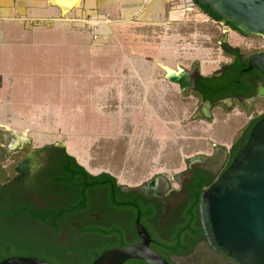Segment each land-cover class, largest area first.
Instances as JSON below:
<instances>
[{"label": "rangeland", "instance_id": "obj_1", "mask_svg": "<svg viewBox=\"0 0 264 264\" xmlns=\"http://www.w3.org/2000/svg\"><path fill=\"white\" fill-rule=\"evenodd\" d=\"M11 28L0 43V163L9 170L12 145L26 136L34 148L65 145L89 173L122 186L174 183L189 160L230 146L248 121L190 120L165 69L197 64L209 74L224 61L219 25L193 0H80L60 20ZM7 109L24 117H5Z\"/></svg>", "mask_w": 264, "mask_h": 264}, {"label": "flooded vegetation", "instance_id": "obj_2", "mask_svg": "<svg viewBox=\"0 0 264 264\" xmlns=\"http://www.w3.org/2000/svg\"><path fill=\"white\" fill-rule=\"evenodd\" d=\"M214 20L219 25L217 43L224 58L219 68L205 74L200 65L193 64L187 70L175 72L171 80L179 86L191 110L190 120L248 119L230 146L213 144L212 155L197 156L210 157L216 149H225L228 157L223 171L215 173L218 165L213 170L197 167L190 178L182 176L191 169L193 158L174 183L158 176L140 186L141 193L128 192L127 186L122 185L119 190H113L106 183L83 180L75 170L79 163L67 153L65 145L34 148L22 142L15 147L16 161L11 170L4 167L9 173L8 180L0 182V259L7 256L0 263L13 257H30L50 264H93L106 251L141 240L136 224L138 218L152 237V249L160 255L171 251L174 241L181 243L182 251L191 250L192 254L207 240L205 233L203 236L194 232L195 227L181 225L186 209H182L183 205L195 195L198 184L216 182L229 166L232 154L264 118V76L251 65L254 57L264 55V39ZM229 32L242 42L230 44ZM69 156L76 162L69 160ZM82 182L86 185L84 195L81 194ZM178 194H183L184 199L167 214L168 202ZM175 256L171 253L170 260L164 258L170 264H178L173 261ZM125 264L146 263L130 260Z\"/></svg>", "mask_w": 264, "mask_h": 264}, {"label": "water", "instance_id": "obj_3", "mask_svg": "<svg viewBox=\"0 0 264 264\" xmlns=\"http://www.w3.org/2000/svg\"><path fill=\"white\" fill-rule=\"evenodd\" d=\"M207 8L223 24H230L247 35L264 39V0H194ZM251 65L264 76V55L254 57ZM228 153L216 149L213 156L192 160L191 169L182 174L190 178L197 167L213 170L220 158L216 174L223 171ZM161 179L165 180L163 177ZM141 193L142 188L126 187ZM184 199L178 194L168 202L166 213ZM200 218L206 241L190 255L173 257L178 264H264V118L252 128L247 144L232 164L205 188L201 196ZM141 240L130 246L106 251L93 264H125L130 260L146 264H170L151 247L152 237L137 219ZM0 264H50L30 257H13Z\"/></svg>", "mask_w": 264, "mask_h": 264}, {"label": "crops", "instance_id": "obj_4", "mask_svg": "<svg viewBox=\"0 0 264 264\" xmlns=\"http://www.w3.org/2000/svg\"><path fill=\"white\" fill-rule=\"evenodd\" d=\"M64 16L63 10L54 5L52 0H0V43L8 39L11 32L13 34L12 23L20 24L28 29L33 22L39 20L51 22L60 20ZM121 63L118 66L114 65V72H117L118 68L126 67L123 61ZM6 111L8 109L3 112L5 117H24L21 112L17 113V109L13 111V114Z\"/></svg>", "mask_w": 264, "mask_h": 264}, {"label": "trees", "instance_id": "obj_5", "mask_svg": "<svg viewBox=\"0 0 264 264\" xmlns=\"http://www.w3.org/2000/svg\"><path fill=\"white\" fill-rule=\"evenodd\" d=\"M196 5L201 10H203L206 14H208L211 18L216 19V20H220L215 15H213L207 8L202 7L198 4H196ZM253 125H254V123H253ZM251 127H252V125H251ZM248 139H249V136H247L246 142L239 148V150L232 154V159L229 163V166L232 164V161L235 158V156L238 154V152L247 144ZM68 159L76 162L75 159L71 156H69ZM72 169H73V167H72ZM75 170H77L79 172L81 178L85 181L91 180V181L98 182L99 184L100 183H103V184L106 183V185L110 186L113 190H119L121 187L118 184L116 177H114L111 174L103 173L99 176H95V175H92L91 173H89L83 166H81L79 164H77ZM8 174H9L8 170L5 169L4 166L0 163V182L7 181L8 180ZM210 183L208 181H206V182H201L200 184H198L195 195H193L192 197H189V201L187 203H185L183 205V208H182V209H185V208L186 209H185V212L183 215V222L181 223V225L183 227H186V228L195 227L196 230H194V232L199 234V235L201 234L203 236H204V230H203V226L201 224V218H200L201 196H202V192L205 189V187H208L211 185ZM84 184H85V182H84ZM84 184L82 182V186H81V194L82 195H84L83 191H84V187H86V185H84ZM142 215L144 217V213H142ZM143 217H142V220H143ZM136 218H137V216H136ZM136 218L134 219V224H135ZM171 244H173L171 246V251H169L167 254L161 253V255L168 260H170L169 254H171V253L175 254L177 256H186V255H189L191 252V250L190 251H187V250L182 251L180 249L181 243L179 241H174ZM6 257L7 256H4L3 258L0 259V261L2 259H6Z\"/></svg>", "mask_w": 264, "mask_h": 264}, {"label": "bare ground", "instance_id": "obj_6", "mask_svg": "<svg viewBox=\"0 0 264 264\" xmlns=\"http://www.w3.org/2000/svg\"><path fill=\"white\" fill-rule=\"evenodd\" d=\"M52 3L54 5L59 6L65 14L70 13L71 11H73L74 9L80 6V0H52ZM165 69L168 71L169 77L173 79L175 72H173L172 70L168 68H165ZM25 137L26 136H23L18 141H15L12 146H14L15 148L17 145H19L20 142H25L24 141L26 139ZM219 163L221 164L220 158L216 160V163L212 167H216V165H219Z\"/></svg>", "mask_w": 264, "mask_h": 264}, {"label": "built area", "instance_id": "obj_7", "mask_svg": "<svg viewBox=\"0 0 264 264\" xmlns=\"http://www.w3.org/2000/svg\"><path fill=\"white\" fill-rule=\"evenodd\" d=\"M94 39L97 40L98 39V36H95Z\"/></svg>", "mask_w": 264, "mask_h": 264}]
</instances>
